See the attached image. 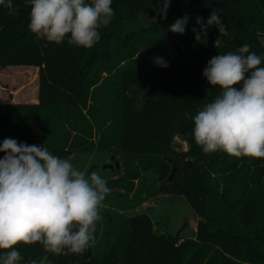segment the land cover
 <instances>
[{
	"label": "trees",
	"instance_id": "1",
	"mask_svg": "<svg viewBox=\"0 0 264 264\" xmlns=\"http://www.w3.org/2000/svg\"><path fill=\"white\" fill-rule=\"evenodd\" d=\"M14 4L18 15L0 6V63L39 67V96L28 103L0 100V143L13 138L45 143L64 158L96 151L121 159L116 170L102 166L111 189L104 203L114 209L97 225L96 243L81 255L49 254L51 264H264V158L206 155L190 134L191 117L218 94L202 76L212 56L245 43L264 56V0H171L166 18L158 0H113V19L90 49L46 44L29 31L23 0ZM212 9L228 31L218 50L215 26L206 45L192 31L196 17L206 22ZM185 14V33L170 32ZM155 57L169 66H156ZM175 134L188 140L187 150L173 144ZM141 178L144 199H189L201 216L195 236L182 239L141 213H119L126 208L119 201ZM16 247L25 261L44 255L38 244Z\"/></svg>",
	"mask_w": 264,
	"mask_h": 264
},
{
	"label": "clouds",
	"instance_id": "2",
	"mask_svg": "<svg viewBox=\"0 0 264 264\" xmlns=\"http://www.w3.org/2000/svg\"><path fill=\"white\" fill-rule=\"evenodd\" d=\"M113 0H23L29 31L38 39L56 45L65 41L90 49L101 40L102 28L114 16ZM171 0H158V13L166 18ZM9 15H18L14 0H0ZM189 16L169 26L183 35ZM155 23V18H153ZM192 31L198 43H207V31L215 26L227 36V26L218 9L206 22L196 17ZM154 63L169 64L162 57ZM218 94L191 117V136L204 154L223 152L235 158H264V56L247 43L235 52L212 56L202 72ZM0 264H51L49 254L81 255L96 243L97 225L111 189L97 171L81 170L69 158L53 154L46 146L13 138L0 143ZM39 245L44 255L24 260L17 245Z\"/></svg>",
	"mask_w": 264,
	"mask_h": 264
},
{
	"label": "rangeland",
	"instance_id": "3",
	"mask_svg": "<svg viewBox=\"0 0 264 264\" xmlns=\"http://www.w3.org/2000/svg\"><path fill=\"white\" fill-rule=\"evenodd\" d=\"M261 41L264 45V36L261 37ZM38 77L39 67L37 66L22 64L2 65L0 63V100L37 102L39 96ZM172 141L179 149L187 150L190 147L188 140L180 134H175ZM89 156L87 157L86 153L75 152L69 159L73 160L72 163L76 164L77 168L87 170L88 173L97 171L101 176L102 174L110 173L108 169L103 170L102 166H109L116 170L119 167L118 162L121 160L120 157L111 159L109 153L99 154L96 151H93ZM92 165H97V167L90 170L89 168ZM143 181V178L136 180L137 189L135 192L129 194L125 201H119V204L126 206V208L115 207V209L119 208L118 211L122 214L141 213L148 216L153 220L154 228L156 226L159 231L178 234L182 239L195 236L201 216L193 208L189 199L184 194H157L144 199V196L141 195L140 187ZM141 198H143V201L139 205L132 206L135 200H140ZM104 205L101 213L102 217L108 209H114L110 207L109 203H104ZM156 220H159L161 224H156ZM81 261L85 264V260L78 262Z\"/></svg>",
	"mask_w": 264,
	"mask_h": 264
},
{
	"label": "water",
	"instance_id": "4",
	"mask_svg": "<svg viewBox=\"0 0 264 264\" xmlns=\"http://www.w3.org/2000/svg\"><path fill=\"white\" fill-rule=\"evenodd\" d=\"M71 264H84L82 261L77 263H71Z\"/></svg>",
	"mask_w": 264,
	"mask_h": 264
}]
</instances>
